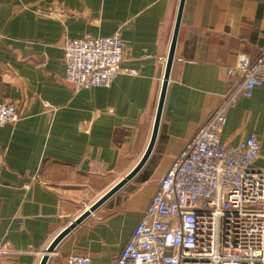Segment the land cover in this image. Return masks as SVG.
Segmentation results:
<instances>
[{
	"label": "crops",
	"instance_id": "1",
	"mask_svg": "<svg viewBox=\"0 0 264 264\" xmlns=\"http://www.w3.org/2000/svg\"><path fill=\"white\" fill-rule=\"evenodd\" d=\"M179 0H0V244L6 264H39L51 240L122 178L149 141ZM118 33L125 71L109 86L64 80L65 38ZM264 45V0H184L156 141L140 171L56 246L113 264L162 176L237 86L222 69ZM132 70V71H131ZM255 133L264 168V82L227 107L222 141Z\"/></svg>",
	"mask_w": 264,
	"mask_h": 264
},
{
	"label": "built area",
	"instance_id": "2",
	"mask_svg": "<svg viewBox=\"0 0 264 264\" xmlns=\"http://www.w3.org/2000/svg\"><path fill=\"white\" fill-rule=\"evenodd\" d=\"M61 48L64 80L75 88L109 86L125 71L117 32L65 38ZM222 72L237 86L176 155L113 264H264V168L253 165L260 139H221L227 107L264 82V45L254 58L238 54ZM18 119L14 104L0 101V126ZM7 253L0 244V264ZM65 264L96 263L69 254Z\"/></svg>",
	"mask_w": 264,
	"mask_h": 264
},
{
	"label": "water",
	"instance_id": "3",
	"mask_svg": "<svg viewBox=\"0 0 264 264\" xmlns=\"http://www.w3.org/2000/svg\"><path fill=\"white\" fill-rule=\"evenodd\" d=\"M184 6V0H179L176 18L174 22V28L172 32V37L169 45L168 54L166 57L165 62V70L163 74V79L161 83L155 118L150 134L149 141L146 145L144 152L142 153L139 160L136 164L122 177L120 178L115 184H113L108 190H106L101 196H99L95 201H93L87 208H85L77 217H75L72 221H70L56 236L51 240V242L46 247L45 252L41 256L39 264H46L50 254L55 250L58 243L79 223H81L86 217H88L93 211H95L104 201H106L111 195H113L118 189H120L124 184H126L129 180H131L143 167L145 162L147 161L152 149L154 147L159 123H160V116L162 112V107L164 103L166 88L168 84V79L170 75V70L172 67V62L174 59V52L176 47V41L178 36V31L180 27V20L182 16Z\"/></svg>",
	"mask_w": 264,
	"mask_h": 264
}]
</instances>
